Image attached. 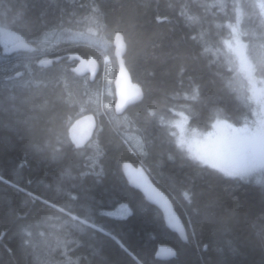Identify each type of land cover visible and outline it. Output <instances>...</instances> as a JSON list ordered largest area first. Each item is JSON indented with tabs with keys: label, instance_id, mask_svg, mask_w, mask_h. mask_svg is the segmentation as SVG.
<instances>
[{
	"label": "trees",
	"instance_id": "16d2710c",
	"mask_svg": "<svg viewBox=\"0 0 264 264\" xmlns=\"http://www.w3.org/2000/svg\"><path fill=\"white\" fill-rule=\"evenodd\" d=\"M0 29L31 46L5 54L0 45V264H264V168L233 177L207 141L187 145L175 125L185 113L190 128L208 131L221 109L232 123L252 119L229 42L238 31L258 60L264 54L259 0H0ZM117 33L143 91L122 115L109 74L101 85L104 57L111 78L116 70ZM81 59H96L100 72L77 77ZM87 113L97 128L76 147L69 129ZM125 160L168 194L186 242L129 187ZM160 244L176 257L158 260Z\"/></svg>",
	"mask_w": 264,
	"mask_h": 264
},
{
	"label": "rangeland",
	"instance_id": "374dc122",
	"mask_svg": "<svg viewBox=\"0 0 264 264\" xmlns=\"http://www.w3.org/2000/svg\"><path fill=\"white\" fill-rule=\"evenodd\" d=\"M259 1L264 11V0ZM252 37H255V35L253 34ZM20 38L16 33L0 29L2 52L8 53V48L17 43ZM40 43L43 45V41H40ZM229 47L233 51L236 63H238V72L243 83H245V86L238 85L240 88L238 92L248 98L249 104L253 103L255 105L252 119L248 118L251 122L247 123L248 119L246 117L243 123L239 124L226 122L218 118L213 122L210 130L202 131L194 127L190 128L188 124L189 117L185 113H181L175 121L178 136L176 137L185 141L187 145L192 144V146L207 141L218 164L226 167L231 176L242 177L248 171L264 168V80H260L257 76L258 54L254 51V47L249 48L241 40L238 31L234 32ZM263 56L262 53L261 57ZM108 63L109 58L105 57L103 59L104 79L109 78L110 75V81H112L111 72L107 73ZM248 82L250 85H248ZM255 176L252 179L263 178L260 175ZM242 178L250 179L251 177ZM114 214L123 215L120 212Z\"/></svg>",
	"mask_w": 264,
	"mask_h": 264
},
{
	"label": "water",
	"instance_id": "95a60500",
	"mask_svg": "<svg viewBox=\"0 0 264 264\" xmlns=\"http://www.w3.org/2000/svg\"><path fill=\"white\" fill-rule=\"evenodd\" d=\"M112 46L116 63V73L112 82L113 109L117 115H122L129 107L142 100L143 91L133 82L125 65L126 43L121 33H117L113 37ZM29 49L30 45L21 41L11 45L8 52H27ZM60 61V57H44L40 60V65L47 67ZM99 71L100 64L96 59H81L75 65L77 77L97 74ZM96 128L97 120L93 115L87 113L79 116L69 129L71 141L76 147L88 143ZM121 172L129 187L140 193L148 204L154 206L161 213L166 228L175 233L182 242H186L188 232L183 219L168 194L157 186L147 169L140 164L125 161L121 164ZM155 255L158 260L167 261L176 257V250L168 244H163L156 249Z\"/></svg>",
	"mask_w": 264,
	"mask_h": 264
},
{
	"label": "clouds",
	"instance_id": "9594fccd",
	"mask_svg": "<svg viewBox=\"0 0 264 264\" xmlns=\"http://www.w3.org/2000/svg\"><path fill=\"white\" fill-rule=\"evenodd\" d=\"M256 68H257V76L260 80H264V57H261L257 63H256ZM224 71L228 72L231 76H234L235 74V70L228 68L226 65L224 66ZM228 88V82L226 81H222L221 85L219 86V88L217 89L218 91H223L224 89ZM241 107H243L244 105L241 104ZM248 111H251V108L248 109ZM223 119L226 122H233L234 119H236L237 117H234L232 113L226 112L224 110H215L212 111L210 113V118L208 123L210 124L211 122H213L215 119ZM41 236L44 235V233H40ZM54 240H58V238H53Z\"/></svg>",
	"mask_w": 264,
	"mask_h": 264
},
{
	"label": "bare ground",
	"instance_id": "6f19581e",
	"mask_svg": "<svg viewBox=\"0 0 264 264\" xmlns=\"http://www.w3.org/2000/svg\"><path fill=\"white\" fill-rule=\"evenodd\" d=\"M112 54H113V53H112ZM68 56H69V55H61V56H58V57H60V58H61V61H62L63 58H68ZM104 58H105V57H104ZM104 58H103V59H104ZM61 61H60V62H61ZM60 62H59V63H60ZM102 63H103V60H102ZM75 65H76V64H75ZM115 65H116V63H115ZM73 69H74V72H75V66H74ZM103 70H104V64H103L102 67H101V85H103V84H104V81L107 79V78L104 79L105 77H104V72H103ZM99 72H100V71H99ZM115 73H116V70H115ZM115 73H114V76H113V80H114V77H115ZM91 75H95V74H91ZM113 80H112V82H113ZM101 90H102V89H101ZM95 118H96V117H95ZM96 120H97V118H96ZM125 161H130V160H125ZM125 161H123V162H125ZM123 162H122V163H123ZM130 162H132V161H130ZM122 163H121V164H122ZM140 165H142V164H140ZM142 166H144V165H142ZM144 167H145V166H144ZM145 168H146V167H145ZM146 169H147V171L149 172L148 168H146ZM160 245H163V244H160ZM160 245H159V246H160ZM159 246H158V247H159ZM158 247H157V248H158Z\"/></svg>",
	"mask_w": 264,
	"mask_h": 264
},
{
	"label": "flooded vegetation",
	"instance_id": "af4514ba",
	"mask_svg": "<svg viewBox=\"0 0 264 264\" xmlns=\"http://www.w3.org/2000/svg\"><path fill=\"white\" fill-rule=\"evenodd\" d=\"M30 50H31V48H30Z\"/></svg>",
	"mask_w": 264,
	"mask_h": 264
}]
</instances>
